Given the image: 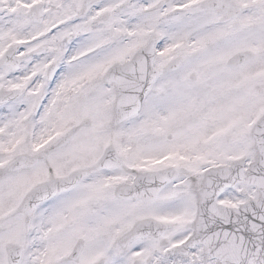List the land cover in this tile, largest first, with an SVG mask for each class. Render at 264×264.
I'll list each match as a JSON object with an SVG mask.
<instances>
[{
  "label": "snow or ice",
  "instance_id": "6c2138e0",
  "mask_svg": "<svg viewBox=\"0 0 264 264\" xmlns=\"http://www.w3.org/2000/svg\"><path fill=\"white\" fill-rule=\"evenodd\" d=\"M0 264H264V0H0Z\"/></svg>",
  "mask_w": 264,
  "mask_h": 264
}]
</instances>
